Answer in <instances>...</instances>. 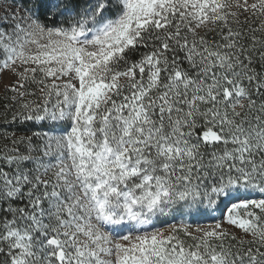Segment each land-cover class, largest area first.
<instances>
[{
  "label": "snow or ice",
  "instance_id": "obj_1",
  "mask_svg": "<svg viewBox=\"0 0 264 264\" xmlns=\"http://www.w3.org/2000/svg\"><path fill=\"white\" fill-rule=\"evenodd\" d=\"M0 264H264V0H0Z\"/></svg>",
  "mask_w": 264,
  "mask_h": 264
}]
</instances>
